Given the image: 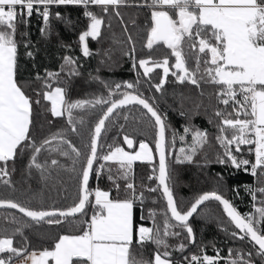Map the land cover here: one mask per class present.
Listing matches in <instances>:
<instances>
[{"label":"snow or ice","instance_id":"1","mask_svg":"<svg viewBox=\"0 0 264 264\" xmlns=\"http://www.w3.org/2000/svg\"><path fill=\"white\" fill-rule=\"evenodd\" d=\"M126 4V0H0V182L10 184L7 162L14 160L18 153L31 150L28 167L31 169H44V165L38 162V156L43 150L57 152L61 156L72 160V172H77L76 165L80 164L78 172V195L74 203L66 209L52 207L51 209L35 210L11 199H0V207L18 209L25 217L35 224L46 223L48 225H61L67 222H75L76 216L85 215V209L91 204L90 197L93 192L89 189L90 175L95 172L97 177L103 174L107 165L101 163L99 168H94V163L99 161L115 162L118 167L113 173L112 168L107 167V178L112 181L117 192L120 190L118 181H125L124 190L129 193L127 198H111L109 191L95 189V203L91 204L93 214L90 220H84L81 234L60 235L58 241L51 250L27 251L25 247H15L14 240L10 236L0 237V264H13L14 259L24 256L23 264H218L219 256L192 254L183 257V261L174 260L172 247L168 243L171 237L178 238L181 232L174 229L180 228L186 232L189 243H195L193 228L189 219L205 202L214 200L223 206V211L229 218V222L235 225L239 232L232 235L239 239H249L253 244L255 255L264 260V200L261 206L255 207L252 213L241 214L237 208L217 190L204 192L194 199L186 211L178 207L176 197L169 185V171L166 159V148L175 146L177 138L187 147L179 149L181 156L177 161L192 162L193 158L203 150L208 143L207 131L184 127L183 134L175 129L171 130V139H167L170 126L166 123V115L158 111L148 98L139 92V73L135 83L123 81L110 85L101 82L107 89V96H97L90 100L68 101L66 91L62 87L52 88L45 80L44 87L48 89L43 93V99L51 102L50 112L53 117H66L70 131L77 132V124H84L83 117L74 115V110L86 108H99L102 114L95 123L90 140L84 145L88 151L82 153L71 140L66 137V129L52 133L49 137L37 145L30 135L32 125L31 98L26 95L17 81L18 41L17 24L18 16L31 17L34 13L40 15L43 20L44 32L49 24L50 7L54 5L83 6L84 16L89 19L87 29L79 35V43L84 56L91 55L88 46V38L96 40L101 36L104 21L89 6H99L104 13L109 8L118 9ZM150 11L151 26L147 30L146 47L152 50L154 46L166 45L171 50L170 56L175 58L173 67L179 70L171 72L179 83L185 81L199 87L201 81L211 83L219 87L217 99L228 106L232 105V113L225 115L217 110L215 115L221 117L217 125L218 134L215 136L223 154H218L217 162L231 163L237 169L250 171L251 175H264V0H144L143 4ZM18 8L22 11H18ZM42 9V11H41ZM60 18V13H55ZM115 15L123 18L119 11ZM110 26V25H109ZM127 31V26L124 25ZM131 44L129 52L125 53L133 61V68L137 63L142 68L143 75L148 76L153 67L163 69V78L152 85L156 91H160L166 83L169 75V59L154 60L151 56L146 59L135 58V44L131 36H128ZM185 41L188 42V53L184 51ZM195 50V51H194ZM210 53V59L203 58ZM31 56L32 53L28 52ZM187 57H194L195 67L189 69ZM65 66H74L75 61L71 57H65ZM203 63L204 68L201 69ZM152 64L153 67L148 65ZM63 70V69H62ZM78 74L75 67H70L69 75ZM48 78H56L59 73L47 72ZM37 79H43L37 74ZM98 79V78H97ZM239 97V99H238ZM154 99V98H153ZM35 103L39 104L37 100ZM142 106L146 116L151 122L155 132V150L159 155L158 161V187L149 189L156 192L162 189V196L166 200V209L160 213L163 216L162 225L157 223L158 213L149 210L148 217L152 219L153 226L143 224L134 227L133 209L137 200L144 202L143 192L137 194L134 182L130 181L132 165L135 161H153V150L144 140L139 141V151L128 152L118 145H108V151L100 155L98 149L103 147L99 142L102 131L106 128V122L119 115V110L127 106ZM184 113H181L183 115ZM235 118H232V116ZM128 119L127 116L124 117ZM191 136V143L187 137ZM124 143L129 148L134 141L128 135L123 137ZM242 146H248V152L254 153V162L248 159L238 158ZM84 162L81 164V157ZM182 157V158H181ZM58 160L52 159L51 165H57ZM155 169L153 172L155 173ZM153 179V177H149ZM247 191L256 200V193L264 194V187L252 188ZM170 213V215H169ZM14 223L19 221L12 218ZM25 225L16 227L13 235L23 237ZM26 240V238H24ZM155 245L156 251L151 260L137 258L131 252L133 243ZM186 245L181 242L173 251L183 253ZM229 250V259L226 264H254L252 252L247 256L242 251L232 258Z\"/></svg>","mask_w":264,"mask_h":264},{"label":"trees","instance_id":"2","mask_svg":"<svg viewBox=\"0 0 264 264\" xmlns=\"http://www.w3.org/2000/svg\"><path fill=\"white\" fill-rule=\"evenodd\" d=\"M144 0H126V4L118 9L109 8L108 13H104L99 6H89V10L102 18L104 24L101 30V36L92 40L88 38V46L91 55L84 56L80 43L79 35L87 29L89 19L84 16V8L73 5H56L50 10V19L47 29L44 28L41 18L25 19L18 17L17 41H18V60H17V81L33 101L32 104V125L30 135L37 145L52 133L58 130L66 129V137L80 148L82 153L88 149L84 147L90 140L91 132L99 116L102 114L99 108L84 110H74V115L83 117L84 124H77V132L70 131V126L66 122V117H53L50 112L51 102L43 99V93L47 91L44 87L45 80L52 85V88L62 87L66 91L68 101L90 100L97 96H107V89L101 83L107 82L113 85L117 82H133L138 79L140 83L137 86L139 92L143 93L145 98L158 109L159 112L166 115V123L170 126L167 139H171V130L175 129L179 134H183L184 127L207 131L208 143L204 146L192 162L180 163L177 156H181L179 149L187 147L177 138L175 146H168L167 165L169 171V185L176 197L178 207L186 211L194 199L204 192L217 190L226 199H228L241 214L252 212L251 195L247 191L252 186L253 178L250 173L243 169H237L231 163H218V154H223V149L219 146L215 136L218 134L217 125L221 122V117H217V110L223 111L225 115L232 113L231 103L225 106L217 99V92L220 90L217 85L201 81L199 87L185 81L179 83L171 72L179 70L173 67L175 58L170 56L171 50L166 45L160 44L154 46L152 50L147 49V30L151 26L150 9L137 5L143 4ZM119 11L123 18L115 15ZM60 13L57 18L55 13ZM110 25V26H109ZM127 26V31L124 30ZM128 36H131L132 43L135 44V58L146 59L149 56L154 60L169 59L170 72L166 78V83L160 91H156L152 85L160 82L163 78V69L156 68L148 76L143 75L142 68L137 63L133 68V61L125 53L129 52L131 44L128 42ZM188 42L185 41L184 51L188 53ZM195 51V50H194ZM31 52L32 55H27ZM203 58L210 59V53L207 57L201 54ZM65 57H71L75 61L74 66H65ZM187 66L189 69L195 67L194 57H187ZM70 67H75L78 74L69 75ZM204 68L203 63L201 69ZM63 69V70H62ZM47 72L59 73L56 78H48ZM37 74L43 79H37ZM98 78V79H97ZM154 98V99H153ZM239 99V97H238ZM39 100L37 104L35 101ZM146 112L142 107L133 105L119 110V115L114 116L106 122V128L100 139L98 152L100 155L107 153L108 145H118L124 149L135 151L140 140L148 143L155 154V132L151 122L142 113ZM181 113H184L181 115ZM128 119L125 120L124 117ZM232 118H235L233 115ZM128 135L134 141L133 147L129 148L123 141V137ZM191 143V136L187 138ZM238 158L252 159L253 154L248 152V146H242L241 152L237 153ZM31 156V150L18 153L14 160L7 162L9 176L4 179L10 180V184L5 185L0 182V199H11L14 202L21 203L35 210H47L52 207L66 209L71 206L78 195V172L80 164L76 165L77 172H72V160L61 156L57 152L43 150L38 156V162L44 165V169H29L28 164ZM156 157V154H155ZM182 158V157H181ZM59 161L57 165H51V160ZM84 162L81 157V164ZM101 163L112 168L113 173L118 165L114 162L99 161L95 163L94 168H99ZM155 173L143 163L136 162L132 165L130 181L134 182L136 193L143 192V209L134 205V227L139 225H151L148 217L149 210H155L158 215L157 223L162 225L163 216L160 215L166 209V200L162 196L161 190L151 192L149 189L157 188L158 162L156 157ZM0 162V167H4ZM107 167L102 175L97 177L93 172L89 189L93 192L90 197L91 204H94V192L96 188L109 191L111 198H127L129 193L124 190L125 181L120 180V190L117 192L112 181L108 176ZM153 179H149V177ZM264 177L259 178V184H264ZM139 201V200H137ZM86 207L85 215H78L75 222L61 225H48L46 223L35 224L30 218L25 217L18 211L11 209H0V237L10 236L14 240L15 247L27 246L30 253L33 250L41 251L43 249L51 250L58 241L60 235L81 234L85 225L84 220H90L93 214L91 206ZM261 206V205H260ZM170 215V213H169ZM15 217L19 224L14 223ZM211 217V218H208ZM195 235V243H189L186 232L180 228L174 229L181 232V235L168 239L172 247L174 260L183 261V257L192 254H198L203 251L211 252L215 248L223 253L225 250H240L243 253L252 252L255 254L253 244L249 239L239 240L232 233L239 232L234 224L229 222L221 204L217 201L205 203L194 217L189 221ZM25 225L23 228V237L13 235L16 227ZM26 238V240L24 239ZM183 242L186 245L183 253L173 251V248ZM228 247V248H227ZM156 251L155 245L146 243L139 245L133 243L131 252L137 258L151 260ZM24 256L14 259V263L23 259ZM255 261L264 264L261 257L255 255ZM51 264V262H49ZM74 264H76L74 260Z\"/></svg>","mask_w":264,"mask_h":264},{"label":"built area","instance_id":"3","mask_svg":"<svg viewBox=\"0 0 264 264\" xmlns=\"http://www.w3.org/2000/svg\"><path fill=\"white\" fill-rule=\"evenodd\" d=\"M54 6H56V5H54ZM73 6H77V5H73ZM53 6H51L50 7V10H51V8H52ZM80 7H83V6H80ZM18 11H22L21 9H19L18 8ZM41 11H42V9H41ZM19 17V16H18ZM23 18H25V19H31V18H41V20H42V17L40 16V15H38V14H36V12L34 11V13H33V15L31 16V17H27V15L25 14L24 16H23ZM253 154V158L252 159H248V160H250V161H252V162H254V153H252ZM248 173H250V171H248ZM250 175H251V173H250ZM252 176V178H253V182H252V188H254V189H256V188H260V187H264V184H262V185H260L259 184V178L260 177H264V175H260L259 174V172H258V174H257V176H253V175H251ZM264 182V181H263ZM261 200H264V194H262V193H259V192H257L256 193V200L255 201H253L252 200V197H251V203H252V212L254 211V205H255V207H259L261 204H260V201ZM138 207H140V208H142V206H143V203L141 204L140 203V201H137L136 203H135ZM251 212V213H252ZM229 250L230 249H228V250H225V253H223L222 251H220L219 249H217V248H215L213 251H211V252H205L207 255H210V256H216L217 254H218V256H219V261H218V264H226V261L230 258L229 257ZM237 252H239V250H237V251H232V258H234L236 255H237ZM245 256H247V254H248V252L247 253H243ZM196 255H202V254H196ZM191 256V255H190ZM189 256V257H190ZM252 259L253 260H255L256 258H255V254L253 253V255H252ZM14 264H19L18 262H16V263H14ZM254 264H262L261 262H254Z\"/></svg>","mask_w":264,"mask_h":264},{"label":"crops","instance_id":"4","mask_svg":"<svg viewBox=\"0 0 264 264\" xmlns=\"http://www.w3.org/2000/svg\"><path fill=\"white\" fill-rule=\"evenodd\" d=\"M127 145V144H126ZM134 145V144H133ZM150 146V145H149ZM151 147V146H150ZM152 148V147H151ZM153 150V149H152ZM125 151H128V152H134V151H131V150H128V149H125ZM135 151H139V145L137 146V149L135 150ZM109 162H113V161H109ZM136 162H140V163H143V164H145V165H148V166H152V165H154L155 164V162H156V157H155V154H154V152H153V161L151 162V163H149V162H147V161H135V162H133V164H135ZM115 163V162H114ZM102 191H104V190H102ZM111 196V195H110ZM94 202H95V198H94ZM133 221H134V209H133ZM21 261H23L24 262V258L23 259H21ZM49 262H51V264H54V262L53 261H49ZM28 264H30V261H28L27 262Z\"/></svg>","mask_w":264,"mask_h":264},{"label":"water","instance_id":"5","mask_svg":"<svg viewBox=\"0 0 264 264\" xmlns=\"http://www.w3.org/2000/svg\"><path fill=\"white\" fill-rule=\"evenodd\" d=\"M131 106H133V105H131ZM138 106V105H137ZM127 107H129V106H127ZM140 107H142V106H140ZM104 131V130H103ZM103 131H102V134H103ZM102 136V135H101ZM100 143V142H99ZM99 150V149H98ZM155 154H156V157H157V162L159 161V155H158V153L156 152V150H155ZM166 159H167V152H166ZM94 166H95V163H94ZM93 174V173H92ZM92 174L90 175V180H91V177H92ZM158 174H159V172H157V176H158ZM90 180H89V183H90ZM157 183H158V180H157ZM161 192H162V189H161ZM210 201H214V200H210ZM207 202H209V201H207ZM207 202H205V203H207ZM204 205V204H203ZM203 205H201L199 208H198V210L203 206ZM222 206V205H221ZM222 208H223V206H222ZM0 209H9V208H2V207H0ZM11 210H15V211H18V209H11ZM198 210H197V212H198ZM19 212V211H18ZM22 214V213H21ZM196 213H194L193 214V216L189 219V221L194 217V215H195ZM79 215V214H78ZM77 215V216H78ZM225 215H226V213H225ZM226 217H227V215H226ZM228 218V217H227ZM229 219V218H228ZM235 226V225H234ZM239 230V229H238Z\"/></svg>","mask_w":264,"mask_h":264},{"label":"rangeland","instance_id":"6","mask_svg":"<svg viewBox=\"0 0 264 264\" xmlns=\"http://www.w3.org/2000/svg\"><path fill=\"white\" fill-rule=\"evenodd\" d=\"M149 67H153V65L152 64H149L148 65ZM157 67H153V70H155ZM143 70V69H142ZM144 71V70H143ZM155 165H156V163L154 164V165H152L151 167L150 166H148V165H146V166H148L149 168H151V169H154L155 168ZM141 209H143V207L141 208ZM208 218H211V217H208ZM150 222H151V225L153 224V221H152V219L150 220ZM145 226H148V225H145ZM148 227H151V226H148ZM218 248V247H217ZM228 248V247H227ZM230 249V248H229ZM231 250H233V249H231ZM234 251V250H233ZM235 251H237V250H235ZM240 251V250H239ZM206 251H203V252H201V253H198V254H203V253H205ZM254 262H256L255 260H253ZM18 263L19 264H23V261H18ZM28 264V263H27Z\"/></svg>","mask_w":264,"mask_h":264}]
</instances>
